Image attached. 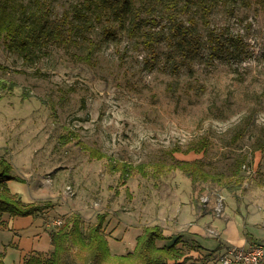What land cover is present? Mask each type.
<instances>
[{"label": "rangeland", "instance_id": "374dc122", "mask_svg": "<svg viewBox=\"0 0 264 264\" xmlns=\"http://www.w3.org/2000/svg\"><path fill=\"white\" fill-rule=\"evenodd\" d=\"M22 1L41 2L49 20L66 17L78 27L66 24L69 41L49 40L28 59L9 51L0 36V158L21 178L7 180V187L24 202L51 203L41 213L13 216L9 226L21 227L17 231L0 232V247L20 248H8L2 264H16L20 252L47 251L50 232L74 215L86 234L105 213L110 251L125 254L145 227L163 230L169 213H189L190 193L196 210L216 221L214 237L234 222L236 237H248L241 211L250 204L264 210V0H224L209 13L211 27L243 38L248 52L230 59L209 58L208 27L194 5L180 12L183 19L197 16L204 44L199 56L179 61L178 70L167 64L165 42L145 49L138 36H128L107 13L96 17L98 8L87 9L84 0ZM105 25L108 39L102 37ZM83 146L99 149L118 167L130 164L133 175L123 180L108 172L105 159L91 158ZM178 161H199L213 179L193 188L173 168ZM226 176L240 181L239 188H222L218 182ZM220 198L223 212L217 215ZM227 243L225 250L236 246ZM210 252L200 264L218 263L219 252Z\"/></svg>", "mask_w": 264, "mask_h": 264}, {"label": "trees", "instance_id": "16d2710c", "mask_svg": "<svg viewBox=\"0 0 264 264\" xmlns=\"http://www.w3.org/2000/svg\"><path fill=\"white\" fill-rule=\"evenodd\" d=\"M222 1L224 0H140L136 4V0H84V6L88 9L95 5L98 8L96 17H100L101 13H107L120 28H126L128 36H138L140 41L137 43L145 49L151 50L156 44L165 42L168 47L165 55L167 64L172 70H178L183 64H178L179 61L192 60L203 51L204 41L197 28V16L194 13H189L186 19L179 16L180 12H186L192 5L197 9L202 23L208 27L205 43L209 47V58L230 59L248 52L241 35L225 28L210 26L209 13ZM35 2L32 5H25L22 0H0V36L9 51L25 59L34 56L36 49L49 40L54 43L69 41L66 38V24L74 31L78 27L68 23L66 17L59 22L49 20L42 3ZM142 12L145 13L143 17ZM80 16H84L83 13ZM110 36V28L107 25L103 26L102 37L108 39ZM0 68L4 67L0 64ZM14 85L10 82L9 89ZM68 141L70 140L64 139L61 142ZM82 149L91 158L105 159V169L110 173L119 172L123 180L133 175L130 172L131 168L127 166L130 164L123 166L121 164L118 167L113 158H106V154L99 149L92 146H83ZM173 168L180 170L190 180L193 188L196 183L213 179L199 161H178ZM10 171L11 164L0 158V218L3 213L10 216L30 215L48 209L51 204L49 202H24L10 192L7 180L21 179L12 175ZM229 178L231 176L220 179L218 184L221 183V187L228 191L239 188L237 186L240 181H232ZM105 217V213L98 214L97 221L88 227L86 234L82 233L80 221L75 215L66 218L50 232L53 247L50 257L43 259L40 254L31 255L22 264H121L122 261H134L132 263L135 264H169L168 260H173V264H184L187 260L183 258V261L178 262L183 255L176 247L178 238L169 246L156 245L158 239H170L163 234L158 225L145 227L143 232L137 235L132 251L122 255L111 253L103 234ZM73 244L77 246L75 255L72 251ZM76 257L80 259L79 262L75 260Z\"/></svg>", "mask_w": 264, "mask_h": 264}, {"label": "crops", "instance_id": "0c3cea01", "mask_svg": "<svg viewBox=\"0 0 264 264\" xmlns=\"http://www.w3.org/2000/svg\"><path fill=\"white\" fill-rule=\"evenodd\" d=\"M227 192V191H226ZM191 193L189 198L187 199L186 207L189 210V213H169V215L166 217V222L162 226L163 228V233L165 236L170 237V239H163L160 242H162L160 247L163 246H169L172 244V241L175 238H179V235H184V237L179 238V242L177 243L176 247L182 251L183 255L181 256L180 259H178V262L183 261V258L189 257L190 259H187L184 264H200L202 261L199 260V258H204V256L208 255L210 250H214V252H219L218 256L222 254L225 249H226V244L227 241H233L236 243V247H244L247 248L250 246L252 243H261L264 244V232L262 233L261 231L264 230V227L262 225V228L259 227L258 222L261 220V224L263 223L264 217L261 216L260 213H264V210H259L257 211V208L259 209V205L253 204L251 208V204L248 205L246 208L247 210L245 212L241 213H247L245 216V220L242 223V230L247 228V231L245 232L246 236L249 237H236L237 236V223H233V229H232V224L227 223L226 225H223V227L218 230L220 237H214L215 234L210 233V230H214L213 225L216 223L212 220V217L210 216L211 214L209 213H199L194 205L191 203ZM208 204V203H207ZM205 205V204H204ZM255 206H257L255 208ZM251 208V209H250ZM47 210V209H46ZM45 211V210H44ZM13 221V216H10L7 213H3L1 218H0V232L7 231V229H15L17 231L18 227H10L9 224L12 223ZM217 224V223H216ZM48 225V224H47ZM42 223V227H43ZM226 226V227H225ZM232 230H234L233 235H231ZM215 231V230H214ZM221 232V233H220ZM186 238V239H185ZM187 239H189L187 241ZM186 240V241H185ZM220 241L223 242V244L220 243ZM157 242V241H156ZM187 242H189V245L186 246ZM10 244L13 243V240L9 242ZM157 244V243H156ZM6 245V244H4ZM2 245L0 247V258L1 260L3 259L4 253L8 250L11 249L12 251L17 252L20 248L19 245H14L15 248H5V246ZM158 246V245H157ZM196 246V247H193ZM18 247V249L16 248ZM188 248V250H187ZM46 250H30L25 254L20 253L17 257L18 262L16 264H22L30 255H37L38 253H43L46 258L50 257L51 252H52V246H49L46 248ZM33 251L32 253H30ZM29 253V254H28ZM195 262V263H193ZM169 264H173V260H168ZM264 263V259L259 263L262 264ZM205 264H219L214 263L213 261H207Z\"/></svg>", "mask_w": 264, "mask_h": 264}, {"label": "built area", "instance_id": "2783aa9c", "mask_svg": "<svg viewBox=\"0 0 264 264\" xmlns=\"http://www.w3.org/2000/svg\"><path fill=\"white\" fill-rule=\"evenodd\" d=\"M221 198L215 207L216 214L220 215L223 211V207L220 203ZM204 203L208 202L207 198L202 199ZM210 233L215 234L214 230H210ZM264 259V244L252 243L247 248L230 247L219 255V264H259Z\"/></svg>", "mask_w": 264, "mask_h": 264}]
</instances>
